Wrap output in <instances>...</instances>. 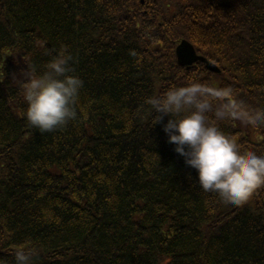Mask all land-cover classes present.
Listing matches in <instances>:
<instances>
[{"label":"trees","instance_id":"16d2710c","mask_svg":"<svg viewBox=\"0 0 264 264\" xmlns=\"http://www.w3.org/2000/svg\"><path fill=\"white\" fill-rule=\"evenodd\" d=\"M188 40L221 68L179 66ZM77 118L41 133L19 80L62 50ZM264 109V0H0V264H264V187L239 206L204 192L146 98L189 81ZM157 115L153 114V118ZM242 152L264 127L225 120Z\"/></svg>","mask_w":264,"mask_h":264},{"label":"clouds","instance_id":"9594fccd","mask_svg":"<svg viewBox=\"0 0 264 264\" xmlns=\"http://www.w3.org/2000/svg\"><path fill=\"white\" fill-rule=\"evenodd\" d=\"M70 54L60 51L42 73L32 67L22 71L19 88L26 105L27 122L41 133L51 132L77 118L83 80L71 74ZM151 125L163 122L168 142L195 169L204 192L215 193L229 205L246 203L264 187V154L242 152L235 139L219 127L225 120L240 121L248 127H264V109H251L235 98L231 86H214L196 80L172 86L146 98ZM156 113L153 118V114ZM14 264H33V253L18 249Z\"/></svg>","mask_w":264,"mask_h":264},{"label":"water","instance_id":"95a60500","mask_svg":"<svg viewBox=\"0 0 264 264\" xmlns=\"http://www.w3.org/2000/svg\"><path fill=\"white\" fill-rule=\"evenodd\" d=\"M177 55L179 58V63L182 66L190 67L198 61H202L207 64V68L212 71H218L215 66L209 63L206 59L198 57L194 48L187 42H183L181 46L177 49Z\"/></svg>","mask_w":264,"mask_h":264},{"label":"rangeland","instance_id":"374dc122","mask_svg":"<svg viewBox=\"0 0 264 264\" xmlns=\"http://www.w3.org/2000/svg\"><path fill=\"white\" fill-rule=\"evenodd\" d=\"M162 264H165V262H163Z\"/></svg>","mask_w":264,"mask_h":264}]
</instances>
